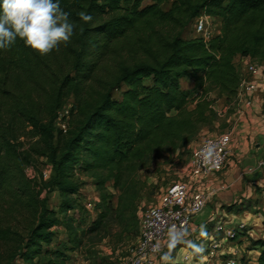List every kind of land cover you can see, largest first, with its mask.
I'll return each instance as SVG.
<instances>
[{
    "label": "trees",
    "instance_id": "obj_1",
    "mask_svg": "<svg viewBox=\"0 0 264 264\" xmlns=\"http://www.w3.org/2000/svg\"><path fill=\"white\" fill-rule=\"evenodd\" d=\"M167 4L170 9L165 11ZM60 7L76 25L70 42L47 55L20 39L0 50V212L10 199L19 198L20 190L31 187L26 175L31 160L18 141L36 134L50 144L56 174L51 183L61 197L78 193V187L64 180L73 162L81 163L84 172L99 174L96 208L101 212L85 233L93 236L128 212L121 208L134 175L187 150L214 125L219 115L212 94L228 103L236 99L242 76L236 60L264 63V0H152L148 5L143 0H60ZM80 12L92 21H81ZM202 15L221 20L220 34L208 42L186 39ZM140 57L145 60L140 62ZM110 71L121 72L112 76ZM73 72L84 88L99 75L107 87L58 155L52 145L55 119ZM185 79L193 80L192 90L181 86ZM109 184L124 192L118 207ZM56 216L45 202L39 206L29 229V247L51 240L52 228L59 225ZM212 217L206 249L192 251L199 255L196 260L212 237L224 236L216 227L225 217ZM246 230L238 237H245L252 250L261 249L257 264H264V239H254ZM70 244L80 248L83 241L74 237ZM182 249L188 248L174 254ZM47 254L51 256L45 264H68L63 251Z\"/></svg>",
    "mask_w": 264,
    "mask_h": 264
},
{
    "label": "rangeland",
    "instance_id": "obj_2",
    "mask_svg": "<svg viewBox=\"0 0 264 264\" xmlns=\"http://www.w3.org/2000/svg\"><path fill=\"white\" fill-rule=\"evenodd\" d=\"M148 3L150 2H144V5H148ZM163 9L165 11L169 10L170 4L165 5ZM212 19L213 30L219 34L221 20ZM194 37H197V35L192 28L186 33L185 38L192 39ZM139 59L140 62L145 60L144 57ZM236 65H239L240 71L245 68L241 58L236 60ZM120 72L110 71V75L117 76ZM72 79L74 81L66 91L63 107L55 119V134L52 145L57 150L58 155L65 148L71 133H74L80 127L87 114L97 106L101 97L100 92L107 87L100 81V75L94 82L89 83L86 88L80 85V77L77 76L76 72L72 73ZM256 80L260 90L255 95V101L260 96L264 102V79L259 78ZM194 85L191 79L181 81V86L187 90H192ZM212 97L217 99L218 106H224L229 114L231 112L235 114L241 109L234 103L235 100L228 103L217 94H212ZM193 98L196 99V95H193ZM261 108L264 114V103ZM227 121L228 119L219 116L214 125L205 128L187 150L179 151L170 160H156L134 175L127 182L128 192L123 196L121 208L127 209L128 212L122 216V220L111 221L108 228L93 236L85 233L93 226L101 212L96 208L100 203V193L96 184L100 178L99 174L84 172L81 163L73 162L71 164L72 168L66 172L64 180L78 187V193L61 197L59 190L51 183L56 174L49 160L51 154L49 142L44 137L36 134L21 138L18 141L19 149L31 160V166L26 169L31 187L29 190H20L21 195L19 194V198L10 199V204L5 206V212H0V264H45L51 256L47 253L55 251L65 252L68 264H122L126 259L132 257L139 243L141 220L145 211L159 203L162 194L169 186L180 181H189V167L193 150L208 138L232 132ZM255 157V165L248 164V167H258L261 162L264 163V153ZM249 175L253 179L255 177L256 180L260 178L261 184L254 185L252 194L245 197L242 196L244 188L242 192L240 190L241 186L237 188L236 191H240L237 196L241 198L232 208L240 207V212H248L247 218H245L248 227L253 223L249 222L250 220L248 221V217L251 220H258V225L253 224L252 226L254 229L258 226L254 239H264V171ZM108 187L113 195V203L115 207H118L119 200L124 192L116 190L113 184H109ZM231 190V188H227V190H222L221 194L229 195L227 193ZM211 198L215 202L219 201L216 200L215 193L212 194ZM88 201L95 202L94 211H89L85 207ZM43 202L46 203L49 210L57 213L56 217L59 220V225L52 228L51 231L54 236L48 243L40 242L36 246L29 247V229L33 226L39 206ZM210 206L208 203L207 207L210 208ZM209 208L204 211V216L208 213ZM248 230L247 228L246 232ZM74 237L83 241L80 248L70 244ZM185 242L176 245L174 251L180 248H189L190 246ZM233 242L230 241L229 246L232 247V253L236 252L239 264H257L261 252L260 248L252 250L250 242L247 239L240 240L239 237ZM182 253H185V251ZM182 255L180 254L179 258L174 255L167 257L168 259L159 264H183ZM230 257L228 255L221 256L214 264H224Z\"/></svg>",
    "mask_w": 264,
    "mask_h": 264
},
{
    "label": "built area",
    "instance_id": "obj_3",
    "mask_svg": "<svg viewBox=\"0 0 264 264\" xmlns=\"http://www.w3.org/2000/svg\"><path fill=\"white\" fill-rule=\"evenodd\" d=\"M152 2V0H143ZM149 4V3H148ZM194 33L202 37L206 42L215 35L213 19L202 15L193 24ZM220 34V33H219ZM245 68L241 71V81L235 99L239 108L252 109L255 104V95L260 90L258 81L264 75V64L253 62L250 58H243ZM239 66V65H237ZM233 141V132L223 133L219 136L204 140L192 152L189 181L177 182L169 186L162 194L159 203L148 208L141 220V235L139 243L132 257L122 264H159L174 254V247L190 239L194 219L201 215L207 208L214 192L207 191L208 180L219 173L224 172L230 161V148ZM264 168V163L259 164ZM85 207L89 211L95 210V202L88 201ZM214 217L209 219L212 222ZM244 223L235 224L231 228L226 223L219 222L216 232L224 235L221 240L212 237L206 252H203L198 260L195 254L187 252L182 255L183 264H214L221 256H231L224 264H239L236 252L232 253L230 241L234 243L239 235L246 230ZM181 233L180 239L173 241L172 230ZM246 239L245 237L239 238ZM168 257V258H167Z\"/></svg>",
    "mask_w": 264,
    "mask_h": 264
},
{
    "label": "crops",
    "instance_id": "obj_4",
    "mask_svg": "<svg viewBox=\"0 0 264 264\" xmlns=\"http://www.w3.org/2000/svg\"><path fill=\"white\" fill-rule=\"evenodd\" d=\"M262 79H264V75ZM217 103L219 104V102L215 104L216 112L221 118L228 119L227 122L231 126L230 129L233 132V141L230 148V162L227 170L219 175H214L208 180L207 190L214 192L216 194V200L219 201L215 202L210 198L209 205L211 206L210 208L207 207L209 211L206 213V216H204L205 212H203L194 219L190 239L187 242L191 245V249L180 250L179 254L183 255L187 252L193 253L192 251L195 248H200L203 251L206 249L209 241L208 231L211 230L207 223L212 216L225 217V223L228 228H231L237 223H244L246 227H248L245 219L247 218L248 212H240V207L232 208L241 198L237 196L240 191L236 190L241 186V192L244 188L242 196L245 197L246 195L252 194V187L261 184V180H259L260 178L256 180L255 177L253 179L249 174L264 171V169L259 166H254L255 168L247 166L248 164L255 165V156L258 157L264 153V114L261 108L264 102L261 100V97L259 96L255 101L254 108L247 109L241 107L242 110H238L235 114H232V112L229 114L224 106H218ZM245 165L247 168H245ZM227 188L232 189L227 193L229 195L221 194L222 190H227ZM248 221L253 222L248 229L249 234L254 238L258 226H256L255 229L252 228V226L253 224L258 225V220H251L248 217ZM202 230L206 235H201ZM183 251H185V253H182Z\"/></svg>",
    "mask_w": 264,
    "mask_h": 264
},
{
    "label": "clouds",
    "instance_id": "obj_5",
    "mask_svg": "<svg viewBox=\"0 0 264 264\" xmlns=\"http://www.w3.org/2000/svg\"><path fill=\"white\" fill-rule=\"evenodd\" d=\"M79 16L85 23L93 19L85 12ZM75 27L60 0H0V50L11 48L20 39L37 54L47 55L61 43L70 42ZM171 235L173 241L182 236L175 229ZM201 235L206 233L202 230Z\"/></svg>",
    "mask_w": 264,
    "mask_h": 264
}]
</instances>
